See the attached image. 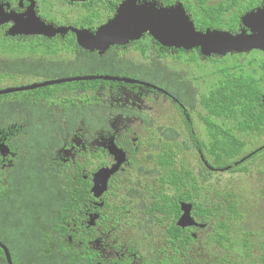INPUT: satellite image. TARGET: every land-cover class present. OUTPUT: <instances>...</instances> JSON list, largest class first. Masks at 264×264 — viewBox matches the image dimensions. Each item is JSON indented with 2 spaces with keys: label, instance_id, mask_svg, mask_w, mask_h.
<instances>
[{
  "label": "flooded vegetation",
  "instance_id": "1",
  "mask_svg": "<svg viewBox=\"0 0 264 264\" xmlns=\"http://www.w3.org/2000/svg\"><path fill=\"white\" fill-rule=\"evenodd\" d=\"M123 1L0 0L5 13L0 33L13 49L36 46L39 50L7 51L0 53V61L12 65L17 59L30 65L40 61L44 66V74L0 81V91L39 85L0 95L4 109L0 110V148L7 149L5 154L0 150V181L3 175L30 167L27 160H19L20 156L37 152L21 150L24 141L20 137L30 126L57 120L64 128L59 132L61 143L53 146L48 142V147L39 148L37 168L50 175L61 172L65 176L61 186L71 200L79 202L70 213V230L81 238L77 245H85L79 249L86 260L90 264H155L163 257L168 260L166 264H187L188 256L208 247L201 240L210 239V231L216 237L213 229L202 222V214L217 228L219 180L234 174L246 178L241 169L247 166L256 173V163L264 160V133L245 136L234 129L235 121L225 120L220 114L219 110H225L224 102H203L202 96L212 92L209 87L218 82V77L212 75L213 66L235 53L204 57L199 49L164 47L148 33L126 45L113 46L102 56L84 52L70 29L94 33L114 16ZM144 3L158 8L181 6L196 32L237 35L245 30L243 16L262 8L264 0L137 2ZM203 7L207 12L202 13ZM208 8L212 10L208 12ZM10 15L19 18V23L37 17L56 33L53 37L8 36L7 32L17 26ZM139 43L145 46V53L136 46ZM112 51L114 54H109ZM113 55H117L118 64L112 72L83 74L95 57L107 64ZM152 61L160 63L165 79L158 77L153 83L141 75L133 76V67L128 63L143 65ZM89 75L109 79L48 85ZM84 82L93 83L85 86ZM170 83L181 91L172 93L166 88ZM187 98L192 101L189 103ZM250 104L264 111L263 102ZM226 137L248 140L245 150L253 142L258 146L249 153H238L234 160L224 159L233 153H222L219 164V154L204 150L203 144L209 146L211 140ZM98 173L102 175L97 177ZM187 175L195 178V184H187ZM249 177L254 184H264V175L262 181ZM240 180L247 185L244 178ZM185 205L191 208L188 213L193 224L181 227L178 222L187 210H183Z\"/></svg>",
  "mask_w": 264,
  "mask_h": 264
},
{
  "label": "trees",
  "instance_id": "2",
  "mask_svg": "<svg viewBox=\"0 0 264 264\" xmlns=\"http://www.w3.org/2000/svg\"><path fill=\"white\" fill-rule=\"evenodd\" d=\"M211 10L208 8V12ZM204 12L207 10L203 7L202 13ZM136 46L138 48L140 46L145 53L143 44L139 43ZM7 51L39 52L36 46L24 50L13 49L0 33V53ZM113 52L109 54H114ZM88 53L91 55L90 52ZM113 56L111 60L108 57L107 64H104V59L95 57L90 62L89 71L83 74H93L94 71L112 72L118 64L117 55ZM227 57L228 59L225 58L219 61L218 65L213 66L212 75L218 77V82L209 87L213 89L212 92L202 96L203 102H212L214 99L224 102L225 110H219L220 114L225 120L235 121L237 125L234 129H239L245 136L250 134V137H253L256 133L263 135L264 111L262 112L260 107L251 105L250 101L262 103L264 56L260 51H252ZM128 64L133 67L135 77L141 75L145 80L153 83L158 77L165 79V70L156 61L143 65L136 62ZM27 74L34 76L44 74L43 64L39 61L30 65L22 59L14 60L13 65L0 61V81H12ZM92 83L82 84L90 86ZM166 88L175 94L182 89L171 86V83L167 84ZM188 92L190 91H186ZM187 99L189 103L192 101ZM0 110L4 111L2 106ZM208 110L211 111L212 108ZM63 129L57 120L51 124L43 121L30 126L27 133L20 137H23L24 141L21 143V150L30 148L37 152L33 153L35 155H24L19 158L20 162L27 160L31 163L30 167L3 175L0 181V242L7 247L13 264H90L84 252L79 249L85 248V245H77L81 240L80 236L70 230L72 226L70 213L74 212L79 202L71 200L68 191L61 186L65 182V176L63 177L61 172L54 175L41 173L37 168L39 148L48 147L46 145L48 142L49 145L54 146V143L60 145L59 132ZM218 130L222 131L223 127L219 126ZM248 142L234 137L215 138L214 141L211 140L209 146L203 144V149L217 152L221 164L222 153L234 154L225 157V160L237 159L238 153L245 150ZM262 155H264V140ZM255 167H257L255 174L252 173V167L247 166L241 170H244L246 177L253 176L256 181H262L264 160L262 162L258 160ZM240 178L247 181L245 176ZM171 181L174 184L175 179L171 178ZM187 184H195V178L187 175ZM218 215V226L215 228V224L206 218V214H202V222L213 229L212 234L216 237L212 236L210 231V239L201 240V243L208 247H202L200 253H192L188 256V262L264 264V184H254V182L237 186L221 184L218 190ZM78 227L77 224L76 229ZM72 233L77 237L73 234L72 242L69 243V236ZM190 241L187 240V243ZM167 261L162 257L158 258L155 264H166ZM0 264H7L1 249Z\"/></svg>",
  "mask_w": 264,
  "mask_h": 264
},
{
  "label": "water",
  "instance_id": "3",
  "mask_svg": "<svg viewBox=\"0 0 264 264\" xmlns=\"http://www.w3.org/2000/svg\"><path fill=\"white\" fill-rule=\"evenodd\" d=\"M141 0H125L118 8L114 16L96 29L94 33L88 30L70 29L76 36L78 46L90 53L97 52L99 56L104 55L113 46H123L129 42L139 40L144 34L148 33L164 47H177L185 50L199 49L202 56L211 55L226 56L227 54H242L252 51L264 52V4L262 8L247 13L242 18L245 30L240 34L232 35L228 32L210 31L204 33L196 32L192 22H189L184 15L181 6L158 8L153 3L137 4ZM144 1V0H143ZM0 25L5 22V13L0 8ZM10 18L17 24L13 29L7 32L8 36L15 35H43L53 37L55 31L47 27L37 17H31L29 20L18 22L17 17L10 15ZM189 24V28L185 23ZM249 31V33H247ZM170 40H167V39ZM166 41V42H165ZM102 76H84L72 79L59 80L48 83V85L61 84L73 81H96L106 80ZM43 86V85H40ZM39 85L20 88L4 89L0 95L34 89ZM264 104V94L262 96ZM2 154L7 153L3 146L0 148ZM102 174H105L104 172ZM98 173L97 177L102 175ZM187 209L178 222L181 227L193 224L189 216V206H183ZM0 249L5 255L7 264H13L10 253L6 246L0 242Z\"/></svg>",
  "mask_w": 264,
  "mask_h": 264
},
{
  "label": "rangeland",
  "instance_id": "4",
  "mask_svg": "<svg viewBox=\"0 0 264 264\" xmlns=\"http://www.w3.org/2000/svg\"><path fill=\"white\" fill-rule=\"evenodd\" d=\"M0 85H1V82H0ZM1 88L2 87L0 86V89ZM257 146H258V143L253 142L250 146H248L246 148L245 153L251 152V150L254 149ZM228 176H230V175H228ZM228 176H225L224 175V177L219 180V184H234L235 186H237L238 184H242V182L240 180L241 179L240 178L241 177V174H234L233 176H230V177H228ZM246 179H247V184H253V182L251 181L252 178L246 177Z\"/></svg>",
  "mask_w": 264,
  "mask_h": 264
},
{
  "label": "bare ground",
  "instance_id": "5",
  "mask_svg": "<svg viewBox=\"0 0 264 264\" xmlns=\"http://www.w3.org/2000/svg\"><path fill=\"white\" fill-rule=\"evenodd\" d=\"M191 209V208H190ZM191 213V212H190ZM191 217V216H190Z\"/></svg>",
  "mask_w": 264,
  "mask_h": 264
}]
</instances>
